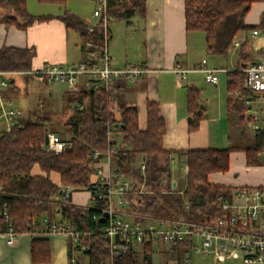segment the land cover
Instances as JSON below:
<instances>
[{
	"label": "trees",
	"instance_id": "obj_1",
	"mask_svg": "<svg viewBox=\"0 0 264 264\" xmlns=\"http://www.w3.org/2000/svg\"><path fill=\"white\" fill-rule=\"evenodd\" d=\"M37 1L42 5L64 6L68 0ZM253 2L185 0L186 31L204 33L210 48L224 53L239 32L264 28L263 21L259 26L244 24ZM108 4L109 13L115 21L129 23L136 16H144L146 0H108ZM0 11V24L15 26L21 31L35 23L54 19L53 16L30 14L27 0H0ZM58 19L67 29L80 32L84 51L86 42L94 43L96 47L102 45L105 35L100 28L96 27L91 33L89 26L69 12ZM35 55L34 48H0V72H30ZM228 79L229 94L243 90L245 75L242 72H230ZM11 81L10 78L11 87L16 88L15 82ZM124 83L117 84L118 95L104 89L68 90L65 93V100L74 114L67 123L69 139L62 138L68 146L61 154L45 149V135L50 134L49 118H39L33 122L28 117H21L19 123L22 127H14L0 135V235H34L40 228L47 233L52 224H69L73 232L80 235L76 244L69 239L70 253L82 252L89 264H153V244L144 245L141 251L132 249L124 257L113 259L102 234L104 223L94 219L95 211L72 205L71 197L64 206L55 205L58 199L64 198L66 189L91 192L93 167L97 163L92 160V154L99 152L101 159L111 155L114 147L111 135L118 131L122 143L132 147L127 158L118 157L114 161L133 181L134 191H137L128 196L132 211L149 216L186 215L181 193L172 190V153L163 146L166 125L159 105L154 101L147 102V127L141 130L137 108L129 106L122 99ZM187 106L189 132L194 133L206 119L200 90L188 88ZM227 107L229 116L237 115L241 126L248 124L244 117L245 109L230 95ZM230 142L227 149L184 153L187 168L184 194L188 197L191 215H195V210L205 212L208 202L216 197L231 195L234 188L212 184L209 178L213 174L229 172L232 153H244L249 167L259 166L257 153L261 148L260 139L254 138L252 145L234 144L232 138ZM134 153L143 156L144 171L140 166L131 164V154ZM139 185H144L146 193L137 194ZM43 216H48L45 219L48 223L43 222L41 226L40 219ZM56 217L60 218L59 222L53 221ZM176 248L167 250L166 254L173 256ZM31 256L33 264H49V242L46 239H34Z\"/></svg>",
	"mask_w": 264,
	"mask_h": 264
},
{
	"label": "crops",
	"instance_id": "obj_2",
	"mask_svg": "<svg viewBox=\"0 0 264 264\" xmlns=\"http://www.w3.org/2000/svg\"><path fill=\"white\" fill-rule=\"evenodd\" d=\"M31 2L34 3L32 0H27V10L30 14H32L29 10ZM92 3L94 4V0H81V2L80 0H68L64 6L41 4L40 8L43 12L32 15L53 16L54 19L35 23L25 31H21L15 26L0 24V48H34L36 55L32 61L33 70L41 69L47 64L82 63L86 60V54L83 50L84 41L80 32L67 29L58 17L69 12L77 15L86 26H96L97 23L93 24L85 15V9H90ZM263 19L264 0H254L244 19V24L259 26ZM116 22H119V25L109 24L107 41L112 67L123 69L129 65L144 64L152 71L140 81L125 82L122 99L129 106L137 108L141 130H145L147 127V102L158 103L160 114L166 125L163 146L166 151L172 153L171 164L177 162L183 164L184 153L189 151L221 150L227 143L231 145V136H227L230 125L227 107L230 95L228 74L240 71L262 57L264 34L253 39L251 38L252 31L239 32L236 35L237 38H247L240 49H235L231 44L224 53L215 51L210 48L204 33H188L186 31L185 0H146L143 17L136 16L129 23ZM124 31L125 38H122L121 35ZM131 43L134 45L131 46ZM203 60L208 62L210 69L225 71L219 75L217 84L208 85L206 75L197 72V68ZM176 64H180L184 69L190 71L185 81H180L172 72ZM14 82V80L11 81V83ZM205 84L210 87L206 98L203 97V101L201 95V104L205 110L206 119L200 123L197 132L190 133L187 90L195 88L202 91L203 94ZM78 89L88 90L84 80L79 83ZM4 132H7V127L6 129L0 128V135ZM241 154L246 164V156L244 153ZM139 155L131 154L132 165L140 166L137 160ZM233 156H235L234 153L231 154L230 169ZM142 162H144V158L141 155ZM253 168L246 164V170L251 172L254 170ZM230 169L226 174L211 175L210 183L234 189L264 184V175L260 179L250 176L245 183L239 182L237 178L234 184L229 177L226 179ZM172 181L177 183V189L179 182L175 180L174 176ZM87 199L88 197L83 195H71L72 205L78 208L89 207L90 205L86 204ZM45 219H48V216H43L40 219L41 226ZM59 220L60 218L56 217L53 221L59 222ZM34 239H46L49 242L51 247L49 264H89L88 258L82 252L73 251L70 253V241L66 236L46 234L41 228L34 235L17 236L13 244H9V236L0 235V264H33L31 250ZM166 252L167 249H165L164 255L168 256ZM73 259L76 261L75 263L72 262Z\"/></svg>",
	"mask_w": 264,
	"mask_h": 264
},
{
	"label": "built area",
	"instance_id": "obj_3",
	"mask_svg": "<svg viewBox=\"0 0 264 264\" xmlns=\"http://www.w3.org/2000/svg\"><path fill=\"white\" fill-rule=\"evenodd\" d=\"M94 5L93 16L98 23L89 30L92 33L96 27L100 28L105 36L99 47L91 42L85 43L84 62L47 64L30 72H0V121H5L7 132L14 127H22L19 123L21 112L14 107L12 100L5 101L2 96V89L9 88L13 76L26 75L61 84L71 92L78 91L79 83L84 80L88 90L104 89L118 95V83L140 81L152 72L144 64L129 65L123 69L112 67L107 41L109 24L114 18L109 13L108 0H94ZM261 34H264V28L252 31L251 38ZM246 40V37H235L232 45L240 49ZM207 63L203 60L197 72L206 75L208 84H217L219 75L225 71L210 69ZM172 72L180 81H185L190 71L176 64ZM240 72L245 75L243 90L230 93V96L245 109L244 117L253 129L254 138L261 140L257 158L259 166L264 168V53ZM117 132L111 135L114 144L111 155L101 159L99 152L92 154V160L97 163L92 172L91 205L85 208L96 212L95 220H104L102 234L113 259L124 257L132 249L141 251L144 245L153 244L167 250L173 247L186 250L190 254L186 259L188 264L192 254L212 256L215 264H264V184L235 188L229 197L218 196L209 201L206 211H199L198 215H191L188 199L184 206L185 216L169 219L135 213L128 199L134 192L133 181L114 163L118 157L127 158L132 147L123 144ZM44 146L49 152L61 154L68 143L58 134H49V144ZM140 167L144 171L145 163L142 162ZM63 193L65 196L57 200V207L68 203L73 192L66 189ZM46 234L64 235L74 244L80 237L69 224H52ZM7 236L9 244L17 238L12 233ZM72 262L76 261L73 259Z\"/></svg>",
	"mask_w": 264,
	"mask_h": 264
},
{
	"label": "rangeland",
	"instance_id": "obj_4",
	"mask_svg": "<svg viewBox=\"0 0 264 264\" xmlns=\"http://www.w3.org/2000/svg\"><path fill=\"white\" fill-rule=\"evenodd\" d=\"M30 5V11L32 14H39L43 12L41 10V4L37 0H32ZM91 1V0H90ZM81 2V0H80ZM95 5L92 3L90 9H85V15L89 17L90 21L93 24L98 23V19L93 16ZM119 22L115 20L111 22L112 25H117ZM119 25V24H118ZM200 34V33H199ZM202 35V34H200ZM122 38H125V31L121 35ZM127 42V41H126ZM134 45L131 43V46ZM5 78V77H4ZM12 80L15 81L16 88H12L11 85L9 88L2 89L3 99L5 101L12 100L14 107L21 112L22 117H28L33 122L38 121L39 118H49V133L58 134L62 138L69 139V130L67 123L74 114V110L69 107L65 100V93L69 90L66 86L57 84V83H48L45 80L37 79L32 76H13ZM223 79V78H222ZM209 85V84H208ZM209 86L205 84V91H201L202 101L203 97L207 96ZM230 125L228 128L227 136H231L233 143H244L246 145H252L254 139V133L251 126L243 125L241 126L238 122L237 115L229 116ZM0 128L6 129V123L4 120L0 121ZM228 136V137H229ZM230 144L224 145V149L229 148ZM135 154V153H134ZM235 156L232 157V166L230 173L227 175L226 179H230L232 183L235 184V181L238 178V181L245 183L250 176H256L260 179L264 175L263 167L256 166L251 172L246 170V164L244 162L243 155L241 153H234ZM138 164L141 163V155L137 157ZM160 163V160H158ZM185 163V161H184ZM173 163L171 164V171L177 182H179V188L172 189L173 192H180L183 197V206L186 205V200L188 197L184 194L186 188V164ZM137 167V166H135ZM237 168V169H236ZM236 169V170H233ZM261 169V170H256ZM232 171V172H231ZM139 191L137 194L146 193L144 185H139ZM258 186V185H256ZM137 192V191H134ZM74 195H83L88 197L86 200L87 205H91V192L89 191H74ZM136 194V195H137ZM184 212V211H183ZM201 212V210H200ZM193 214L198 215L199 211H193ZM180 216V214L178 215ZM176 216V217H178ZM158 218H175V215L171 217L156 216ZM164 248L161 245L155 246V255L153 258V264H188L186 259L190 254L186 253L184 249H175V254L173 256L164 255ZM141 256V255H140ZM190 264H215L212 256H200V255H191Z\"/></svg>",
	"mask_w": 264,
	"mask_h": 264
},
{
	"label": "water",
	"instance_id": "obj_5",
	"mask_svg": "<svg viewBox=\"0 0 264 264\" xmlns=\"http://www.w3.org/2000/svg\"><path fill=\"white\" fill-rule=\"evenodd\" d=\"M49 144V134L47 133L45 135V145H48ZM176 182L173 183V187L176 188ZM106 216V215H105ZM104 223V220L102 221Z\"/></svg>",
	"mask_w": 264,
	"mask_h": 264
}]
</instances>
